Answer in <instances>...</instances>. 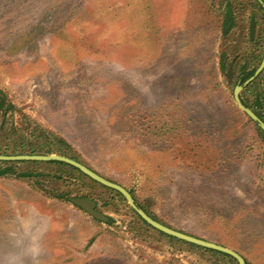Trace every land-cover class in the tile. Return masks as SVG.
Listing matches in <instances>:
<instances>
[{
    "label": "rangeland",
    "instance_id": "obj_1",
    "mask_svg": "<svg viewBox=\"0 0 264 264\" xmlns=\"http://www.w3.org/2000/svg\"><path fill=\"white\" fill-rule=\"evenodd\" d=\"M262 8L0 0V147H47L54 135L163 222L264 264V142L234 98L242 70L262 63ZM13 163L38 176L0 179V264H236L148 233L127 202L78 174ZM84 196L112 200L120 224L94 223L71 202Z\"/></svg>",
    "mask_w": 264,
    "mask_h": 264
},
{
    "label": "trees",
    "instance_id": "obj_2",
    "mask_svg": "<svg viewBox=\"0 0 264 264\" xmlns=\"http://www.w3.org/2000/svg\"><path fill=\"white\" fill-rule=\"evenodd\" d=\"M249 1L255 2L263 10L261 4L257 0H249ZM225 25H226L225 33L228 34L231 31L232 26H233V10L230 7V5L228 6V10H227V13H226ZM263 58H264V54L261 57V62L263 61ZM221 67H222L223 70H225L226 64H225L224 61L221 62ZM258 68L259 67L253 68L252 70H248L245 67L242 70L241 76L238 78V80H237V82L235 84V87H237L239 85H243L248 79H250L252 76H254V74L256 73ZM262 78H263V74L252 85H250L244 91V93L241 95V99H242V101H243L245 106H247L248 108L252 109L264 121V93H261V92L259 93L258 90H257V85L261 82ZM248 93L251 96L246 95ZM1 94L2 93H1V90H0V95ZM249 120L251 121V123H253L257 127L258 133L260 135V138L264 142V132L250 118H249ZM14 147H18L21 150L20 151H15ZM55 154L71 158L73 160H76V161L86 165L81 160V158L76 156L77 154L75 153V151L73 149V146L70 143H68L67 141H65L63 139H60V138H58V137H56L54 135L51 137V142L47 145V147H43L42 144H38V143L37 144L21 143L18 146L14 145L12 143H9L5 147L4 151L2 150V147H0V155H2V156H18V155H31V156L43 155V156H47V155H55ZM34 163L35 164H43V163H40V162H34ZM44 164L53 165V166H56V167H61V171L62 172L64 170H66V172H68L71 175L78 174V175L82 176L83 178H85L87 180H90L92 183L97 184L98 186H100L101 188L106 190V192L111 194L114 198H117L118 200L126 203V200L124 199V197L119 192H117L115 190L108 189V188H106V187L94 182L93 180H91L90 178L85 176L83 173H81L78 169H76V168H74L72 166H69V165H66V164H63V163H58V162H50V163H44ZM86 166H88V165H86ZM189 167H191V166H189ZM196 168H199V167H196ZM200 170H201V168H199V171ZM63 174H64V172H63ZM8 176H15V177L21 178V179H28V178L37 177L38 175L35 174L33 171L17 173V171L14 168V163L13 162H0V179L8 177ZM108 180H110V179H108ZM110 181H112V180H110ZM112 182H114V181H112ZM130 192L133 195L132 191H130ZM84 197H87V196H84ZM79 198H82V197H79ZM134 198L136 200L137 205L140 208L144 209L152 218H154L156 221H158V222H160V223H162V224H164V225H166V226H168L170 228L175 229L174 227H172V226L168 225L167 223L163 222L162 220H160L154 214L150 213L142 204H140L138 202L136 196H134ZM132 214H133V218L143 228H145L148 233L149 232H154L159 237H162V238L166 239L167 241H169L171 244L175 243L176 245L180 246L182 248V250H186V251L187 250L188 251L202 250L205 253L211 254L212 256H214L216 258H218V257H222V258H226V259L228 258L232 262H235L236 264H238V262L234 258H232V257H230V256H228L226 254H222V253L215 252V251H212V250H206V249L194 246V245H190V244H188L186 242L179 241V240H177L175 238L169 237V236H167V235L155 230L154 228H152L144 220H142V218L140 216H138V214H136L133 210H132ZM108 223L109 224H113L114 220L110 219ZM175 230H177V229H175Z\"/></svg>",
    "mask_w": 264,
    "mask_h": 264
},
{
    "label": "water",
    "instance_id": "obj_3",
    "mask_svg": "<svg viewBox=\"0 0 264 264\" xmlns=\"http://www.w3.org/2000/svg\"><path fill=\"white\" fill-rule=\"evenodd\" d=\"M263 7H264V1L263 0H257ZM257 32V23L256 20L253 19L251 23V39H255V35ZM264 73V58L263 61L254 74L250 79H248L243 85H239L235 88L234 98L237 106L239 109L247 115L263 132H264V121L250 108L244 105L241 94L246 90L250 85H252L262 74ZM0 162H43V163H50V162H58L63 163L69 166H72L76 169H78L81 173H83L85 176L93 180L94 182L108 188L111 190H115L119 192L126 202L129 204L130 208L138 214L144 220L148 225H150L155 230L169 236L172 238H175L179 241L186 242L190 245H194L206 250H212L215 252H219L222 254H226L232 258H234L238 264H248L246 259L237 253L236 251L229 249L227 247H224L222 245L209 242L204 239H200L191 235H188L184 232L175 230L173 228H170L158 221H156L154 218H152L144 209L140 208L134 196L131 194V192L123 187L120 184H117L115 182H112L88 166L73 160L71 158L61 156V155H37V156H31V155H21V156H2L0 155ZM71 202L87 212L91 217L95 218L96 220L107 222L108 218L98 210L96 202L88 199V198H73L71 199Z\"/></svg>",
    "mask_w": 264,
    "mask_h": 264
},
{
    "label": "crops",
    "instance_id": "obj_4",
    "mask_svg": "<svg viewBox=\"0 0 264 264\" xmlns=\"http://www.w3.org/2000/svg\"><path fill=\"white\" fill-rule=\"evenodd\" d=\"M46 165H48V164H46ZM49 166H53V165H49ZM53 167H55V169H56V166H53ZM8 177H10V176H8ZM15 177V176H14ZM16 178V177H15ZM58 196V198L59 199H61V200H66L67 198H68V196L67 195H64V194H62V195H57ZM64 197V198H63ZM82 198H88V199H90V200H92V201H94V202H96V204H97V208H98V210L100 211V212H102L107 218H108V221L107 222H102V221H99V220H96L95 218H93V217H91L89 214H87V212H85L84 210H82V209H80L79 207V209L80 210H82L84 213H85V215L86 216H88V217H91L92 219H94L93 221H94V223H100L102 226H104V227H109V228H111V227H117L119 224H120V222L117 220V218H115V216L113 215V214H118V213H120V211H118L117 209H114V202L112 201V200H105V201H103V205H101V208H100V203H99V201H98V199L97 198H95V197H92V196H87V197H82ZM77 207V206H76ZM104 210V211H103ZM106 210V211H105ZM109 213V214H108ZM64 218H62V220H63ZM110 219H112V220H114V223L113 224H109L108 222H109V220Z\"/></svg>",
    "mask_w": 264,
    "mask_h": 264
},
{
    "label": "flooded vegetation",
    "instance_id": "obj_5",
    "mask_svg": "<svg viewBox=\"0 0 264 264\" xmlns=\"http://www.w3.org/2000/svg\"><path fill=\"white\" fill-rule=\"evenodd\" d=\"M0 97H1V98H0V100H1V99L3 98V95L1 94Z\"/></svg>",
    "mask_w": 264,
    "mask_h": 264
}]
</instances>
